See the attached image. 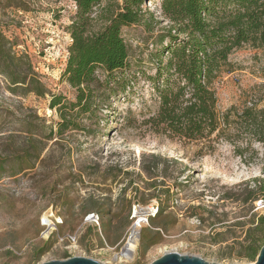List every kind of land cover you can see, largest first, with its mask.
Returning a JSON list of instances; mask_svg holds the SVG:
<instances>
[{"label": "rangeland", "instance_id": "rangeland-1", "mask_svg": "<svg viewBox=\"0 0 264 264\" xmlns=\"http://www.w3.org/2000/svg\"><path fill=\"white\" fill-rule=\"evenodd\" d=\"M160 2L143 4L150 28L121 29L128 49L125 89L113 82L106 86L104 72L97 69L99 98L93 112L84 114L72 106L76 90L62 77L76 11L73 0H0L1 48L15 63L21 59V76L37 81L44 93L14 88L0 63V264L72 257L151 264L166 253L217 264L255 262L257 257H246V247L264 233L251 231L264 216L261 144L247 146L245 136H231L239 133L235 130L228 141L216 134L188 141L157 132L149 123L159 106L151 81L156 55L166 61L161 46L168 43L164 38L161 45V40L171 26L160 14ZM120 4L101 0L92 9L88 32L100 31ZM227 63L210 84L218 113H240L252 105L261 109L264 52L245 45L233 50ZM53 97L61 98L66 120L75 127L60 126V106H50ZM150 155L170 162L160 163L150 176L143 169ZM152 176L157 184L161 181L160 191L169 189L172 196L161 214L143 223L132 258L125 261L118 254L135 222L133 206L146 211L164 199L147 186ZM248 191L256 196L253 200ZM48 211L60 216L63 226L45 241L39 236L40 219ZM90 213L99 217L98 226L84 224ZM71 234H76L77 247L68 252L58 238Z\"/></svg>", "mask_w": 264, "mask_h": 264}, {"label": "trees", "instance_id": "trees-1", "mask_svg": "<svg viewBox=\"0 0 264 264\" xmlns=\"http://www.w3.org/2000/svg\"><path fill=\"white\" fill-rule=\"evenodd\" d=\"M145 1L148 0H121L117 11L106 19V25L91 34L88 26L92 9L101 0H73L76 11L69 26L71 44L67 48L62 77L76 90V103L72 106L79 107V113H92L99 98L97 89L102 83L96 78L97 69L104 72L106 86L113 82L125 89L128 49L121 29L140 24L150 28L144 19ZM159 9L171 26L161 40V45L164 38L167 40V47H161L168 57L163 62L160 55H156V73L151 78L159 93V106L156 115L149 119L150 125L157 132H168L169 136L188 141L201 140L213 134L228 141L231 130H235L239 133L231 136H245L247 146L251 142L261 144L264 159V106L257 109L252 105L240 113L231 109L220 114L216 109L215 93L210 88L217 73L227 66L228 56L233 50L249 45L264 52V0H161ZM149 15L152 19V14ZM1 47L0 44V63L5 64L7 71L3 74L10 84L42 96L44 93L37 81H27L26 76H21V59L15 63L9 52ZM60 104V97L51 99V107ZM58 108L63 121L60 126L64 129L75 127V123L66 120L64 105ZM232 112L235 121L230 120ZM162 162L170 161L150 155L143 169L151 176ZM155 178L152 176L147 186L164 194L163 200L158 199L157 213L161 214L172 195L169 189L160 191L161 181L157 184ZM259 191L263 192V186ZM255 197L253 191H248V200ZM251 231H264V216ZM263 241L264 233L261 238L253 237L246 247V257L254 261L264 245Z\"/></svg>", "mask_w": 264, "mask_h": 264}, {"label": "built area", "instance_id": "built-area-1", "mask_svg": "<svg viewBox=\"0 0 264 264\" xmlns=\"http://www.w3.org/2000/svg\"><path fill=\"white\" fill-rule=\"evenodd\" d=\"M76 9V7H74ZM257 204H260V201L259 203ZM137 207L136 206H133V209H132V219L135 220V222H137L138 220H141L142 224L147 222V219L149 217H153L156 215L157 211H158V208H149L147 209L146 211H143V215L142 217L139 219L136 214L137 212ZM141 210V208L138 207V211ZM98 222H99V217L94 214V213H90V214H87L85 217H84V224H87L89 226H98ZM134 222V223H135ZM63 226V221H62V218L58 215H56V213L52 212V211H48L46 212L42 218L40 219V228H41V231H40V238L42 240H48L50 237H52L54 235V233H56L58 231V229ZM133 231V225L130 229V232H129V236H128V239L129 240V237L131 235V232ZM76 234H71V235H66V236H63V237H59L58 238V242L62 244L63 248L65 250H67L68 252H70L72 249H75L77 246L75 245V242H76ZM121 253L122 251L120 252V259L124 258L123 256H121ZM125 261H128L129 259L128 258H124Z\"/></svg>", "mask_w": 264, "mask_h": 264}, {"label": "water", "instance_id": "water-1", "mask_svg": "<svg viewBox=\"0 0 264 264\" xmlns=\"http://www.w3.org/2000/svg\"><path fill=\"white\" fill-rule=\"evenodd\" d=\"M126 244L121 251L125 250ZM42 264H102L92 259L72 257L66 260L48 261ZM151 264H217L209 263L199 257L180 255L178 253H166L161 258L152 262ZM253 264H264V245L258 252L257 258Z\"/></svg>", "mask_w": 264, "mask_h": 264}, {"label": "bare ground", "instance_id": "bare-ground-1", "mask_svg": "<svg viewBox=\"0 0 264 264\" xmlns=\"http://www.w3.org/2000/svg\"><path fill=\"white\" fill-rule=\"evenodd\" d=\"M143 210H137L136 214L139 219L142 217L143 215ZM143 226L141 220H138L137 222L133 223V231L131 232V235L129 237V240H127L126 242V247H125V250L122 251L121 253V256H123L124 258H128V259H131L132 258V253L135 249V246L137 244V241H138V234H139V231L141 229V227ZM120 255V254H118ZM119 258V256H118Z\"/></svg>", "mask_w": 264, "mask_h": 264}]
</instances>
